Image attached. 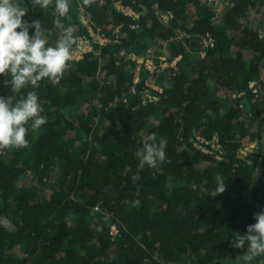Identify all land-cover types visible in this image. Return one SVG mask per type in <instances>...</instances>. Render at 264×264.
<instances>
[{"label": "trees", "instance_id": "16d2710c", "mask_svg": "<svg viewBox=\"0 0 264 264\" xmlns=\"http://www.w3.org/2000/svg\"><path fill=\"white\" fill-rule=\"evenodd\" d=\"M13 3L46 46L62 36L57 19L76 44L59 84L14 97L35 92L46 123L29 121L27 147L0 150V264H245L233 233L264 211L260 0L216 20L207 0H68L65 17L56 0ZM152 133L166 162L140 168ZM217 175L226 190L213 195Z\"/></svg>", "mask_w": 264, "mask_h": 264}, {"label": "clouds", "instance_id": "9594fccd", "mask_svg": "<svg viewBox=\"0 0 264 264\" xmlns=\"http://www.w3.org/2000/svg\"><path fill=\"white\" fill-rule=\"evenodd\" d=\"M94 0H83L85 6H90ZM52 0H31V6L48 9ZM28 10L13 0H0V75L7 74L11 79L6 80L13 95L5 98L0 96V150L15 147L17 149L28 146L26 139L28 128L32 121V130L39 129L46 123L41 116L42 107L38 103L35 92L27 93L26 98L21 96L15 103L14 97L23 88L47 78L53 85L60 83L65 71L69 68L68 62L73 59L72 46L76 44L73 28L67 27L56 20V27L62 31V36L55 47L46 46L47 41L42 38L39 20L30 24L23 18ZM54 12L58 17H65L69 12L68 0H56ZM34 28L33 35H29V28ZM19 29V30H18ZM264 39V34H261ZM166 138H160L152 133L144 138L143 149L136 155L139 157L138 167L157 168L159 163L166 162ZM216 188L212 193L221 194L226 190V181L220 175L215 177ZM256 223L247 226L243 234L233 233L232 247L243 249L247 243V251L242 256L245 264H249L255 257L264 254V211L255 214Z\"/></svg>", "mask_w": 264, "mask_h": 264}, {"label": "built area", "instance_id": "2783aa9c", "mask_svg": "<svg viewBox=\"0 0 264 264\" xmlns=\"http://www.w3.org/2000/svg\"><path fill=\"white\" fill-rule=\"evenodd\" d=\"M209 2L212 3L213 5V8H214V11L215 13L212 15V19L213 20H216V18L222 14V12H224L226 9L228 8H231L233 6H235V4L237 3L238 0H207ZM171 15V13H170ZM164 16L165 17H168V14L167 13H164ZM254 143H256L255 141H253ZM250 142H247L245 143V145L242 146L241 148V154H239L240 156H245V154L248 153V149L250 150L249 148V145ZM112 230L114 233H116L118 231V229L116 228L115 225H112Z\"/></svg>", "mask_w": 264, "mask_h": 264}, {"label": "rangeland", "instance_id": "374dc122", "mask_svg": "<svg viewBox=\"0 0 264 264\" xmlns=\"http://www.w3.org/2000/svg\"><path fill=\"white\" fill-rule=\"evenodd\" d=\"M260 8L261 9H264V0H260ZM259 8V10H258V12H256L257 14H256V17L254 18V22H253V25L254 26H257L258 24H259V19H260V17H261V15H262V11H260L261 9ZM259 26H261L262 27V25L260 24ZM261 79L264 81V65L262 66V70H261ZM261 83V82H260ZM253 141H255L256 143H254ZM250 142V144L248 145L249 146V148H250V150L248 149V152H251V151H253L256 147H257V141L256 140H251V141H249ZM247 143V142H246ZM241 148L242 147H240V149H239V154H241L242 152H241ZM246 155V154H245ZM113 228V227H112Z\"/></svg>", "mask_w": 264, "mask_h": 264}]
</instances>
